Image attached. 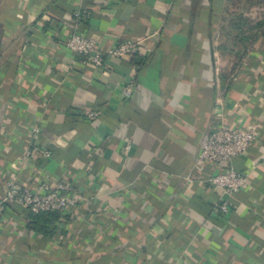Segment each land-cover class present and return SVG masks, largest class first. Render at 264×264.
Instances as JSON below:
<instances>
[{
	"label": "crops",
	"instance_id": "0c3cea01",
	"mask_svg": "<svg viewBox=\"0 0 264 264\" xmlns=\"http://www.w3.org/2000/svg\"><path fill=\"white\" fill-rule=\"evenodd\" d=\"M227 1L0 0V199L13 177L70 181L76 197L49 233L8 203L0 264H264V34L233 70L218 46ZM84 11L101 48L139 50L103 66L70 51ZM237 121L258 137L232 160L249 187L230 195L198 158Z\"/></svg>",
	"mask_w": 264,
	"mask_h": 264
},
{
	"label": "built area",
	"instance_id": "2783aa9c",
	"mask_svg": "<svg viewBox=\"0 0 264 264\" xmlns=\"http://www.w3.org/2000/svg\"><path fill=\"white\" fill-rule=\"evenodd\" d=\"M88 12L77 13L78 24L75 30L64 41L66 48L73 53L82 55L86 61L96 66H103L106 57L125 58L135 54L140 48V41L126 40L117 45L101 48L98 39L84 32ZM126 96L132 93V87L124 90ZM94 116L95 112H90ZM39 131V128H36ZM258 137L256 127L237 121L231 125L220 124L210 131L206 141L202 144L198 158L201 166L213 165L215 172L210 177V183L225 194H233L249 187V174L237 169L232 160L236 157L249 154L250 146ZM132 147L130 141L125 146V151ZM30 154L43 153L50 157V150H41L38 145L29 151ZM73 186L70 181L61 182L55 187L47 182L39 186L38 191H33L21 183L16 177L9 182L8 190L0 199V218L6 210L8 203L21 205L32 212L62 211L76 202V197L71 195ZM223 213L230 211L229 201H223L220 206Z\"/></svg>",
	"mask_w": 264,
	"mask_h": 264
},
{
	"label": "rangeland",
	"instance_id": "374dc122",
	"mask_svg": "<svg viewBox=\"0 0 264 264\" xmlns=\"http://www.w3.org/2000/svg\"><path fill=\"white\" fill-rule=\"evenodd\" d=\"M264 0H228L219 27V50L233 63L246 52L256 34L263 31Z\"/></svg>",
	"mask_w": 264,
	"mask_h": 264
},
{
	"label": "trees",
	"instance_id": "16d2710c",
	"mask_svg": "<svg viewBox=\"0 0 264 264\" xmlns=\"http://www.w3.org/2000/svg\"><path fill=\"white\" fill-rule=\"evenodd\" d=\"M264 27V22H261L259 24V27ZM264 34V29L261 33L256 34L255 37H252L250 39H252L250 45L246 48H248L246 50V52H243V54H241L239 56V61H237L236 63H233V70L235 69V67L239 64L240 60L247 54L250 46L256 42V40H258L262 35ZM29 210V209H28ZM29 226H31L33 229L43 232V233H49V229L50 226L57 221V219L60 217V211H48V212H32L29 210Z\"/></svg>",
	"mask_w": 264,
	"mask_h": 264
}]
</instances>
